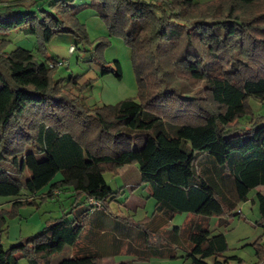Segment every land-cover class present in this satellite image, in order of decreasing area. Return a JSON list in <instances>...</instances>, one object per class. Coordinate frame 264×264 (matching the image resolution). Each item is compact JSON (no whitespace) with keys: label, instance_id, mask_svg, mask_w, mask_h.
I'll use <instances>...</instances> for the list:
<instances>
[{"label":"trees","instance_id":"obj_1","mask_svg":"<svg viewBox=\"0 0 264 264\" xmlns=\"http://www.w3.org/2000/svg\"><path fill=\"white\" fill-rule=\"evenodd\" d=\"M74 1L0 0V197L12 199L13 216L40 196L54 200V192L57 198L68 192L72 199L36 235L7 249L0 244V264H50L65 248L57 264H101L118 254L174 259L178 250L190 264L240 261L225 256V235L212 233L208 220L227 228L248 194L264 188V116L249 105L264 104V0ZM83 10L129 49L137 101L89 108L75 92L87 91L90 81L55 78L61 63L47 54L54 38L91 48L77 18ZM18 30L36 39L35 52L9 49L5 38ZM107 44L103 38L91 49V60L102 75L120 79L119 63L112 69L101 58ZM244 117L249 121L239 127ZM138 135L145 140L134 150ZM28 147L48 168L26 177ZM133 166L154 203L152 215L136 222L112 214L121 190L104 180ZM88 199L99 207L87 206ZM255 200L264 228V195L257 192ZM178 214L190 218L167 230ZM262 238L252 244L257 262L264 260Z\"/></svg>","mask_w":264,"mask_h":264},{"label":"rangeland","instance_id":"obj_2","mask_svg":"<svg viewBox=\"0 0 264 264\" xmlns=\"http://www.w3.org/2000/svg\"><path fill=\"white\" fill-rule=\"evenodd\" d=\"M54 1V0H51ZM206 2L209 0H199ZM83 0H75L71 3L73 6L81 5ZM49 3H45L43 8L48 10ZM77 18L84 24L90 47H84L76 43L69 36H58L47 45V54L57 58L61 65L55 70V78L62 79L63 84H67L69 77H76L79 84L86 81L91 82L90 88L78 94L82 99L83 105L89 108H97L104 105H115L126 99H138L137 85L130 60V51L124 45L119 37L107 35L105 25L90 10H83L77 14ZM106 38L108 44L101 50V58L106 62V67L114 69V62H118L121 69V78L115 77L116 73L102 75L103 69L91 60V49H97L96 46ZM6 40L11 42L10 50L20 47L35 52L37 47L36 39L27 34V30H18L10 33ZM74 47L72 54L68 49ZM77 47V49H76ZM85 49V50H83ZM0 56H4L0 52ZM249 105L255 116H264V104H259L254 100L249 101ZM249 118L244 117L239 121V127L247 125ZM145 140L144 135H138L134 138L133 149L139 150ZM26 153L29 158L26 159L24 175L26 177L32 174L40 173L48 168V162L42 155L36 153L33 147H28ZM0 167H4L0 163ZM59 178V176H58ZM137 169L135 166L120 169L115 176L108 173L104 174V180L109 188L113 191L121 190V195L110 205L111 212L114 216L128 217L133 221H139L145 217L149 218L153 213V201L147 199L143 186L137 183ZM259 192L264 195V188L260 187L248 194V200L238 205L236 212L238 216L231 219L227 228L217 227V218L212 217L208 220V225L212 233H223L226 238L228 250L225 253L227 257H236L240 261H230V264H254L257 262L254 256L255 250L252 244L264 234V228L258 226L260 217L258 213L255 194ZM58 192H54V200L46 199L44 196L35 198L34 205H26L18 210L17 215H9L12 208V199L0 197V210L4 213L6 219L5 230L1 233L0 244L4 249L10 245L16 244L28 236L36 235L47 222L59 218L62 213L70 208L71 199L67 195L56 197ZM23 198H26L24 196ZM254 199V202H253ZM190 215H175L168 223L167 230L173 227H182ZM181 247L187 248L185 244ZM67 248L61 253L50 258V264H57L67 254ZM174 259L154 258L146 262L135 260L134 257L125 254L106 256L101 260V264H119L128 262L130 264H190L185 259L184 252L178 250ZM21 264H25L21 262Z\"/></svg>","mask_w":264,"mask_h":264},{"label":"built area","instance_id":"obj_3","mask_svg":"<svg viewBox=\"0 0 264 264\" xmlns=\"http://www.w3.org/2000/svg\"><path fill=\"white\" fill-rule=\"evenodd\" d=\"M72 52H73V47H70L68 49V53L71 54ZM52 66H53L52 64H49V67H52ZM86 204L89 207H95V208L99 207V204L97 202H95L93 199H88L86 201ZM261 245H262V247H264V238H262V240H261ZM256 264H264V260H261V261L257 262Z\"/></svg>","mask_w":264,"mask_h":264},{"label":"crops","instance_id":"obj_4","mask_svg":"<svg viewBox=\"0 0 264 264\" xmlns=\"http://www.w3.org/2000/svg\"><path fill=\"white\" fill-rule=\"evenodd\" d=\"M72 202V199H71V201H70V203ZM153 206H154V203H153Z\"/></svg>","mask_w":264,"mask_h":264}]
</instances>
